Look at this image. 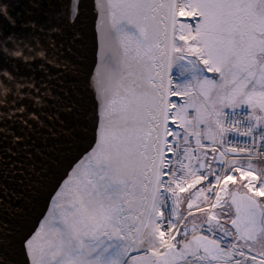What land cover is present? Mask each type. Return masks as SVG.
Masks as SVG:
<instances>
[{
    "label": "snow or ice",
    "instance_id": "6c2138e0",
    "mask_svg": "<svg viewBox=\"0 0 264 264\" xmlns=\"http://www.w3.org/2000/svg\"><path fill=\"white\" fill-rule=\"evenodd\" d=\"M0 82V264H264V0H0Z\"/></svg>",
    "mask_w": 264,
    "mask_h": 264
},
{
    "label": "water",
    "instance_id": "95a60500",
    "mask_svg": "<svg viewBox=\"0 0 264 264\" xmlns=\"http://www.w3.org/2000/svg\"><path fill=\"white\" fill-rule=\"evenodd\" d=\"M26 59L35 60L36 58L35 57H26ZM50 63L55 64L56 67H58V68H65L66 66H68L69 71L63 74V77H66V78H61L60 74H57V73L53 72L51 69H49V75L57 77L58 79H60L61 84L64 85V88L62 89V91L66 92L68 94V97L66 98L62 95L60 96L61 100L67 99V107L61 108V112H57V113L48 112L47 114L54 120L57 119V117H58L61 121L64 122V124H70L72 118L70 116L63 115L62 113L64 111H67V108L70 107L71 104L75 100V97L73 95L72 90H73V88L76 87V81L72 79V76L80 75V73H78L76 71L77 65L74 64L71 59H68L64 64H59L55 60L50 61ZM32 86L35 87V84H33ZM57 96H58V93H56L54 91L51 92V97L53 100H55L57 98ZM41 103H44V102L41 101ZM56 106L61 107L60 105H56ZM49 127H51V126L49 125ZM64 131H67V129H64ZM58 136H59V134L57 133V137ZM41 138L43 140L48 141L47 148L49 149V151H51L52 150V140L49 138L48 133H46V132L43 133ZM37 143L40 144V139L37 140ZM40 150L42 153H44L45 158L47 159L48 158L47 153L44 152V146L43 145H41Z\"/></svg>",
    "mask_w": 264,
    "mask_h": 264
},
{
    "label": "clouds",
    "instance_id": "9594fccd",
    "mask_svg": "<svg viewBox=\"0 0 264 264\" xmlns=\"http://www.w3.org/2000/svg\"><path fill=\"white\" fill-rule=\"evenodd\" d=\"M6 10V9H5ZM6 51H9L11 55H15V56H22L23 53V49H17V50H9V49H5ZM41 55H43V53H41ZM7 75L11 76L10 73H6ZM0 84H2V82H0Z\"/></svg>",
    "mask_w": 264,
    "mask_h": 264
}]
</instances>
